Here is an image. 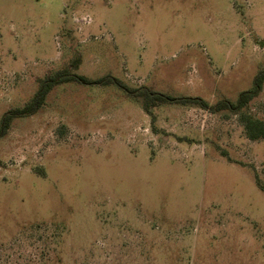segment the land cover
Returning a JSON list of instances; mask_svg holds the SVG:
<instances>
[{"label":"rangeland","instance_id":"rangeland-1","mask_svg":"<svg viewBox=\"0 0 264 264\" xmlns=\"http://www.w3.org/2000/svg\"><path fill=\"white\" fill-rule=\"evenodd\" d=\"M91 19L90 22L87 20ZM236 102L264 0H0V123L39 79ZM64 82L0 137V264H264V83L240 113Z\"/></svg>","mask_w":264,"mask_h":264},{"label":"trees","instance_id":"trees-1","mask_svg":"<svg viewBox=\"0 0 264 264\" xmlns=\"http://www.w3.org/2000/svg\"><path fill=\"white\" fill-rule=\"evenodd\" d=\"M79 64L80 59L76 58L72 62L71 66L64 67L52 74H48L44 78H40L38 90L23 107L11 108L3 114L0 123V137L4 136L8 132L11 122L14 118L35 114L44 105L49 92L54 88V86L64 82L77 81L86 84L93 82L102 84L115 82L120 87L124 88L129 94L137 97H143L144 109L149 114H152L151 107L167 102L197 105L216 112L222 109H229L231 111H234L235 113H240L242 109L245 108L253 98L259 95L264 83V71H261L256 75L254 79V86L251 89L242 92L236 102L222 100L214 105H211L202 97H170L154 91L147 86L132 88L127 86L118 77L112 75H105L104 77L94 80L90 77H87L86 75L79 74L74 71L78 68ZM240 120L245 126L246 134L249 139L257 141L264 138V120L246 112L241 113ZM257 183L260 188L264 190V184L261 183L259 178H257Z\"/></svg>","mask_w":264,"mask_h":264},{"label":"built area","instance_id":"built-area-1","mask_svg":"<svg viewBox=\"0 0 264 264\" xmlns=\"http://www.w3.org/2000/svg\"><path fill=\"white\" fill-rule=\"evenodd\" d=\"M90 21H91V19L88 18L87 22H90Z\"/></svg>","mask_w":264,"mask_h":264}]
</instances>
